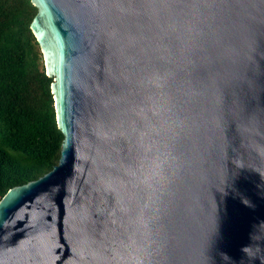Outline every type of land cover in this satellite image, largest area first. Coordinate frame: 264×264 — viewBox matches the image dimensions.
Segmentation results:
<instances>
[{"label": "water", "instance_id": "95a60500", "mask_svg": "<svg viewBox=\"0 0 264 264\" xmlns=\"http://www.w3.org/2000/svg\"><path fill=\"white\" fill-rule=\"evenodd\" d=\"M31 2L64 138L0 264H264V0Z\"/></svg>", "mask_w": 264, "mask_h": 264}, {"label": "trees", "instance_id": "16d2710c", "mask_svg": "<svg viewBox=\"0 0 264 264\" xmlns=\"http://www.w3.org/2000/svg\"><path fill=\"white\" fill-rule=\"evenodd\" d=\"M37 12L31 0H0V201L49 173L61 155L53 79L31 30Z\"/></svg>", "mask_w": 264, "mask_h": 264}]
</instances>
